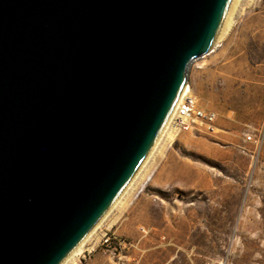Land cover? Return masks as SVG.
<instances>
[{"label":"water","instance_id":"1","mask_svg":"<svg viewBox=\"0 0 264 264\" xmlns=\"http://www.w3.org/2000/svg\"><path fill=\"white\" fill-rule=\"evenodd\" d=\"M229 0H0V264H59L164 126Z\"/></svg>","mask_w":264,"mask_h":264},{"label":"rangeland","instance_id":"2","mask_svg":"<svg viewBox=\"0 0 264 264\" xmlns=\"http://www.w3.org/2000/svg\"><path fill=\"white\" fill-rule=\"evenodd\" d=\"M233 7L221 39H244L249 76L222 93L233 104L214 105L249 107L250 125L235 133L212 121L211 130L177 134L168 126L80 254L64 264L96 252L113 264H264V0ZM105 229L120 251L99 243Z\"/></svg>","mask_w":264,"mask_h":264},{"label":"crops","instance_id":"3","mask_svg":"<svg viewBox=\"0 0 264 264\" xmlns=\"http://www.w3.org/2000/svg\"><path fill=\"white\" fill-rule=\"evenodd\" d=\"M242 44L243 38L224 37L208 53L194 59L186 73V82L198 107L214 114L215 126L235 133H240L244 125H250L251 109L214 104H233L223 102L222 93H230L237 78L244 76L248 80L250 59ZM79 264H113V261L102 252H96Z\"/></svg>","mask_w":264,"mask_h":264},{"label":"built area","instance_id":"4","mask_svg":"<svg viewBox=\"0 0 264 264\" xmlns=\"http://www.w3.org/2000/svg\"><path fill=\"white\" fill-rule=\"evenodd\" d=\"M213 120L214 114L212 112L204 111L197 106L194 97L190 93L188 83L185 82L184 88L172 111L169 122L170 128H172L176 134L180 131L190 129L200 130L204 128L211 130V123ZM113 242L119 245H113ZM99 243L112 251H114L113 249L119 250L123 247V245L120 246L119 238H117L115 234H109L106 229L101 231Z\"/></svg>","mask_w":264,"mask_h":264},{"label":"bare ground","instance_id":"5","mask_svg":"<svg viewBox=\"0 0 264 264\" xmlns=\"http://www.w3.org/2000/svg\"><path fill=\"white\" fill-rule=\"evenodd\" d=\"M236 1L237 0H229V2L227 4V7L225 9V12H224V14L222 16V19L220 21V24H219V26L217 28V31H216V33L214 35V38L212 40V43L210 45V49H212L215 45L218 44V42L220 41V39L222 38V36L226 33V31L230 27L231 22H232V19H231L232 18L231 14H232V11H233L232 9L234 8L233 6L236 3ZM172 111H173V109H172ZM172 111L169 114V116H168V118H167L164 126L162 127V129H161L160 133L158 134V136H157L155 142L153 143L152 147L150 148V150L148 151V153L146 154L145 158L143 159V161L141 162V164L139 165V167L137 168V170L134 172V174L132 175V177L129 179V181L127 182V184L124 186V188L122 189V191L115 198V200L112 202V204L109 206V208L105 211V213L102 215V217L94 224V226L84 235V237L79 241V243L64 257V259L59 264H64L71 257L77 256V255L80 254V252L82 251V248H83V245H84V242L86 241V239L94 231V229L99 225V223L101 222V220L110 211V209L119 201V199L122 196V194L128 189V187L130 186V184L132 183V181L134 180V178L136 177V175L138 174V172L140 171V169L143 167V165L146 162L147 158L149 157V155L151 154V152L153 151V149L156 147V145L158 144V142L161 139V137L166 132V129L169 126V122H170V119H171V116H172ZM169 129H171L170 126H169Z\"/></svg>","mask_w":264,"mask_h":264}]
</instances>
